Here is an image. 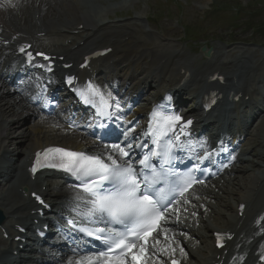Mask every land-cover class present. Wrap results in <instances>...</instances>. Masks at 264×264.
<instances>
[{
	"label": "bare ground",
	"instance_id": "bare-ground-1",
	"mask_svg": "<svg viewBox=\"0 0 264 264\" xmlns=\"http://www.w3.org/2000/svg\"><path fill=\"white\" fill-rule=\"evenodd\" d=\"M114 1L117 0H12L15 7L0 3V43L9 42V45L6 46V48L12 49L13 43H17L18 41L16 45H19L24 42V39L19 40L21 36H26L31 38L32 41H37V34L52 32L55 29L62 31L61 28L63 26L66 28L71 24H76L77 26L83 25L84 28L86 27L90 29H103L107 25L105 20L110 19V17H101L105 14L116 11L114 10L115 8L113 9L111 7L114 5ZM123 2L121 1L119 4ZM129 2H132V0H126V3ZM137 18H139V16H137ZM49 28L51 29L49 30ZM100 29H98V31H100ZM129 29V31H125L124 29L114 30L111 27L104 28L99 32V34L97 31L93 36H88L83 46L80 47L78 45L76 50L72 51L70 49V51L74 52L76 57L80 60L83 55L91 51L107 47L118 48L120 44L126 42L127 44L125 45L130 47V50L126 53L130 55H114L111 58L113 65L108 64L109 68H113L116 73L122 65H124L125 68H138V64L140 63L143 55L152 53L157 49L158 45L153 42L152 49L148 50L140 49V46H134L132 48L129 45L133 44V34L135 33L132 24H130ZM121 32L125 33L123 34ZM102 33L107 35L106 38L104 37L105 41L103 38H99ZM116 37H118L117 40L113 39ZM77 41L78 37L75 36L73 41L70 43V46L78 44ZM165 43L166 47L171 45L168 41ZM141 50L142 52H140ZM223 52L224 51L220 53L219 57L215 56V59L213 58L214 60L210 61L211 64L209 66L204 67L202 71L194 74L195 80H203L205 77L212 74V72H210L212 68L221 66L225 70V73L222 74L226 78H229L232 82L236 79V86L239 88L244 86L245 88L251 89L252 83L255 82V78L253 82L250 80L252 78V76H250L251 73L256 77L257 73L264 71L263 54L258 57L256 55L248 54L247 52H242V54L236 56L235 54L240 53L239 51H228L230 53H227L226 60L224 61L220 59L225 55ZM62 53L68 58H74V55L68 51L63 50ZM180 54L183 57L184 54ZM174 61L175 63L173 64V68L176 66L177 68L190 70L192 73L197 72V69L193 68V66L197 67L195 62L184 61L183 58ZM107 62H110V60ZM101 68L102 63L99 67L93 63L91 67L92 74L98 75ZM261 79L264 80L262 75H260L259 83L263 81ZM178 81L181 82L180 80ZM170 84L175 88L178 87V82L174 80H172ZM4 87L5 83L0 79V175L5 174L10 177V186L0 189V210L7 217L10 213L17 215V213L22 212V215H25L24 211H27L28 209L27 204H21V201L23 202V200H21V198L16 194V189L44 187L45 191L49 194L50 192H56L55 188H53L55 182L52 180L55 178V175L48 174L46 172H43L36 177L35 184L33 185L34 187L31 185L33 180L29 174H26L25 168L32 159L33 152L52 145H59L76 151H83L89 148L90 142L82 136H73L74 133L72 131H65V128L60 125L52 127L48 122L43 121L33 122V124L28 127L30 128L29 133H24L22 136L18 133L17 137H14L13 139L11 138L12 140L9 141L6 134L7 127L5 126L7 119L12 122V125H14L13 129L16 130L19 125H22L24 120L31 119L33 113L29 107H25L20 104V102H16L14 99L13 101H10V90L4 89ZM185 92L190 94L191 99L194 98V96H192L193 90L186 89ZM255 109L257 110L258 108ZM243 117L246 120L251 119L254 116L251 113L250 116L245 114ZM117 118V115L112 118L114 120L113 122H116L115 120H117ZM74 125L77 127L76 123H74ZM262 125L264 131V124L262 123ZM21 144H25V147L21 149L18 152V156L13 159L12 155L14 150ZM261 146L264 147V135L262 136ZM98 152L103 155L113 153L108 148H100L98 149ZM258 152V160L250 161L249 165L246 166L250 168L248 173L244 174L243 171H246L245 167L235 169V173H238V176L241 174V179H237V176L234 178H225L224 184L214 185L213 189L203 188L200 191V197H211L214 199V204L217 205H212L211 202L208 201L211 212L204 211L206 213V217L203 220H200L201 225L199 226V230L190 231V234L196 237L197 241L191 240L187 243L186 247L190 256L183 261V264H214L218 263L222 257L225 256L223 251L215 252L210 245V241L208 242V238H211L213 232L226 233L228 236L234 235L233 239L228 243L231 255L236 252V250L232 248L233 245L238 247L237 251L248 254L249 258L252 257L253 253L257 250L255 240L252 241L250 237L259 231V226H257V228H255L254 225L249 226L245 220L243 229L240 226H238V229H240V232L244 235H247L246 237L242 235L236 227L231 225L235 222L237 206L241 203L249 201L252 198L254 190L259 182H263L264 184V151L261 150ZM242 173L244 175H242ZM58 186L60 185L58 184ZM238 189H240V191H238ZM214 191H216V193L218 192L217 194L220 196L214 193ZM25 193L28 194V197L26 198L28 203H32L33 200L29 197L30 193L28 191H25ZM262 196H264V187L256 200L255 206H258ZM205 198H202V202H206ZM223 198H226V200H223ZM52 201H55V199H52ZM230 201H233V203H230ZM47 202L51 204V201L47 200ZM198 204L199 201H194L193 203L195 206ZM193 205L191 206L192 210H195L196 207ZM219 207H223L228 214L221 217L224 210ZM17 218L24 225H27V220L30 216L25 215L24 217L19 216ZM180 226L183 227L182 225ZM170 230L172 229L170 228ZM197 242H204L207 243V245L203 248L195 250L193 249V246H195ZM9 249L10 248L2 243L0 238V264H4L11 260H15L14 262H16L21 257L16 256L15 259L8 257L7 252L10 251ZM55 254L56 253L51 252L47 258L45 257V254H43L41 258L42 263L44 261H52V257L53 255L55 256ZM191 257L193 261H191ZM72 258H74V261L71 260ZM225 258L227 257L225 256ZM82 259V257L75 258L61 256L55 264H60V262H62V264H92L94 262V260L90 258H86L85 260ZM17 264L32 263L26 262L23 257L20 263Z\"/></svg>",
	"mask_w": 264,
	"mask_h": 264
},
{
	"label": "rangeland",
	"instance_id": "rangeland-1",
	"mask_svg": "<svg viewBox=\"0 0 264 264\" xmlns=\"http://www.w3.org/2000/svg\"><path fill=\"white\" fill-rule=\"evenodd\" d=\"M121 1L124 2L119 4ZM111 7L113 9L115 8L114 10L116 11L105 14L103 17L122 16L124 19L130 20L127 21V25L135 23L138 29V35L148 43H150V39L144 35V32L148 30L147 27H151L154 29L151 30L150 33L151 40H155L158 35L162 37L165 34L167 40L170 41L172 45L177 44V48L186 52L188 57H192L202 46L209 47L212 54L215 53L218 55H220L222 51L225 53H230L228 51H239L256 56H261L263 54L264 56V0H132V2L129 3H126V0H117L114 1V5ZM212 7H214L213 13L210 12ZM221 7H224V10L221 9ZM236 11H238V17L232 21L231 14H235ZM137 16H140V20L133 19L137 18ZM204 16H206V18L202 22L203 25L199 27V20ZM244 21L247 22V25H244V29L243 27L242 29H238V27L235 28L232 26L240 25L241 22ZM225 23L226 27H223ZM219 26L223 28L220 31L218 30ZM245 29L248 30V32ZM251 31H255L258 34H253ZM121 33L124 34L125 32ZM185 35H188L189 38L186 39ZM104 37L106 38L107 35L102 33L99 38H103L105 41ZM194 37V42L189 41L193 40ZM239 54L240 53H236L235 55L237 56ZM183 60L191 61L190 59ZM204 61L207 60L202 59L201 63ZM203 69L204 67L197 69V71H202ZM263 72H260V75H262ZM10 101H13V99ZM32 123L33 121L26 119L22 122V125H19L15 130L13 129L14 125H12V122L7 119L5 126L7 127L6 134L9 141L17 137L18 133L20 136L24 133H29L30 128L28 127L32 125ZM262 126L263 125L260 127L262 128ZM256 134L253 137L254 139L250 141V144H254L255 148H257L253 154L254 158L252 157L255 161L258 160V150H263L262 146L260 148L258 146L261 145L259 143L261 140ZM6 141L9 142L8 140ZM24 147L25 144L18 145L12 156L15 158L17 153ZM245 173H248V170ZM244 174L242 173V175ZM237 177V179H241V174L240 177ZM238 191H240V189H238ZM211 199V197L205 198L206 201H210ZM203 207L204 206L201 208ZM219 208L224 210L223 207ZM195 211L196 209L192 210V212ZM205 211L211 212V208H206ZM227 214V211L224 210L221 217ZM192 241H197V238L192 236ZM205 245V243L199 244L200 248L205 247ZM193 249L196 250L198 248L193 246ZM191 261H193L192 257Z\"/></svg>",
	"mask_w": 264,
	"mask_h": 264
},
{
	"label": "snow or ice",
	"instance_id": "snow-or-ice-1",
	"mask_svg": "<svg viewBox=\"0 0 264 264\" xmlns=\"http://www.w3.org/2000/svg\"><path fill=\"white\" fill-rule=\"evenodd\" d=\"M5 3L11 7H15L12 0H5ZM21 51L23 52L24 49L22 48ZM27 55L29 59L32 58L31 53H27ZM38 55L43 54L38 53ZM44 58L48 59L46 56ZM168 119L179 121L181 117L174 116ZM187 123L190 124L191 121ZM114 147L119 150L122 156L128 157L129 153L120 148L119 145H115ZM53 152L69 158L71 166L66 167L65 171H70L73 175L77 173L86 177L100 175L103 179H108L110 176L117 182L118 188L106 195H101L100 192L90 186L96 183L95 180H91L90 184H85L84 186V191L96 197L92 201L94 207L91 211H98L102 215H106L113 223L124 225L127 229L126 232H120L116 235L109 234L106 236H96V238H103L104 243L108 246L107 252L101 253L102 256L107 258L105 264H129L127 259L129 255H131L132 264H140L145 254V249L143 247L139 248L140 255H137L134 251L137 249L136 240H142L146 244L147 237L159 227L160 220L164 219L160 203L166 197L160 192L161 198L156 199L148 191L149 188L158 183V177L153 174L151 180H146L142 188L136 175L137 170L127 161H125L124 165H121L117 160L113 159L112 165L114 167L110 168L109 165L103 163L98 157H90L83 153L66 151L60 148H49L44 154L47 155V153ZM40 155V153H37V164L40 162ZM141 163L143 164L144 161L142 160ZM31 171L35 173L37 168L34 166ZM186 183H190V181L186 180ZM80 231L85 232L89 236L94 235L93 232L88 231L86 228H81ZM96 232L103 234L105 230L98 228ZM117 249L119 253L113 254L116 253ZM173 264H177V262L173 261Z\"/></svg>",
	"mask_w": 264,
	"mask_h": 264
}]
</instances>
